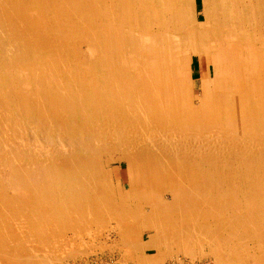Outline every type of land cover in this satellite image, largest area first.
<instances>
[{"label": "bare ground", "instance_id": "obj_1", "mask_svg": "<svg viewBox=\"0 0 264 264\" xmlns=\"http://www.w3.org/2000/svg\"><path fill=\"white\" fill-rule=\"evenodd\" d=\"M93 1L97 10L109 6L113 23L109 16L102 22L88 19ZM132 1L127 8L130 0H0V166L15 192L12 198L0 183V264H58L65 256L87 255L86 237L96 233L94 226L99 233L116 229L130 256L161 245L167 236L177 253L195 256L206 249L221 260L231 254L233 261L243 253L252 257L251 264H264V180L259 181L264 179V81L256 80L264 78V46L256 44L260 35L240 47L224 24L190 28L183 18L175 19L170 0ZM141 8L142 24L137 22ZM225 10L218 19H226ZM114 27L121 76H106L107 54L93 51L95 61L88 62L87 70L94 75L83 83L76 78L74 48L54 36L56 29H67L72 39L82 38L83 28L93 29L109 43ZM187 53L206 54L210 61L211 77L198 90L186 84L181 68ZM247 55L253 57L245 68ZM63 61H68V73ZM131 62L137 74L121 69ZM67 111L76 117L65 118ZM108 114L106 126H99ZM107 148L105 165L124 158L129 167L137 164L139 172L141 163L151 167L155 177L144 184L146 197L132 182L143 184L141 174L124 178L132 188L126 193H117L107 180L109 186L97 191L103 176L97 172L94 177L85 168L90 176L83 173L73 181L71 190L77 194L70 206L59 204L54 225L46 227L41 196L31 180L33 192L26 194L29 175L27 185L21 174L33 168L43 174L45 160L52 157L55 164L80 167L96 161V149L106 153ZM64 177L56 183L66 188ZM92 187L96 192L85 193ZM108 193L111 215L104 214ZM166 194L172 199H165ZM117 195L122 198L118 207ZM129 196L137 205L131 206ZM143 200L150 212L140 205ZM132 233L139 235L138 242H128ZM46 251L53 256L40 255Z\"/></svg>", "mask_w": 264, "mask_h": 264}, {"label": "rangeland", "instance_id": "obj_2", "mask_svg": "<svg viewBox=\"0 0 264 264\" xmlns=\"http://www.w3.org/2000/svg\"><path fill=\"white\" fill-rule=\"evenodd\" d=\"M228 1H229V3H228ZM170 2L172 4V6L174 7V9L176 8L175 10L177 13V17H175V19L180 20L183 18L184 21H186L187 24L190 26V28L192 25L198 26V24L200 27H202V25L207 26L210 24H212V25L224 24L225 27L228 26V27H226V29L228 28V32H231L232 35H234L236 37V38L232 37V38H234V40L232 41L233 44L236 42L238 44V46L242 47V45H245V44L248 45V43L246 41L249 38L253 39V38H255V36L260 35L261 41L257 42L256 44L259 43L260 47L264 46V4H263L264 0H258V1L257 0L256 1H254V0H236V1L235 0H175V1L170 0ZM96 3H98V2L93 1V3H91V9H90L91 11L88 13V19L90 20V18H91L92 22L97 21V20L102 22V21H104L105 17L109 16L108 17L109 20L113 23V21L111 20L112 19L111 15H108V13H110V11H111L109 6L108 5L107 6L102 5L100 7V8H102V11H101L100 9L97 10L98 6L96 5ZM201 3H203V6ZM133 5H134L133 1L130 0L129 5H127V8H129L130 6H133ZM223 8H224V10L226 8V10H225L226 19L225 20L218 19V16L221 15V13L224 14V12H221V9H223ZM231 8H233V9H231ZM191 9H193V10L190 11ZM183 10H185V11H183ZM104 11H105L107 16H104L105 13L104 14L102 13ZM142 11H143V8L139 9V11H138L139 20L137 22H139L140 24H142V21H143L142 15H144ZM226 11H228V12H226ZM203 13H204V15H203ZM165 14H166V12H165ZM193 15H194V17H193ZM153 17H154L153 26H155L157 19L155 18L154 15H153ZM165 17H163V18L165 20H167ZM230 17H231V19H229ZM235 17H236V19H235ZM108 18H107V20H108ZM262 19H263V21H262ZM152 20H153V18H152ZM191 20L193 23L191 22ZM202 20H204V21H202ZM221 20H223V21H221ZM83 22L85 23V20ZM134 22H132V23L127 22V23L128 24H134ZM251 22H252V24H251ZM240 25H242L241 28H240ZM164 28H166V27H164ZM56 30L57 31H55L54 36H56L57 39L60 40V42L69 43L71 45V47L74 48V51H75L74 56H75V61H76V78L77 79H79L80 81L85 83L87 81L86 79L88 77L94 75V73L92 71L90 73L91 75H89V71L87 70V65L89 67L88 62H94L95 61V59L93 57V55H94L93 51L97 52V53L102 52V53L107 54L106 58H108V60H107L108 66H105L106 64H103L105 67L104 68L105 75L107 74L106 76L109 75V76H113L115 78L121 76V72H120L119 68L117 67L118 66L117 65V63H118L117 59H118V55H119L118 52L119 51H118V48H115V46H114V40L117 39L115 37L116 32H117L115 27L111 31V37H110L111 39L109 38L110 39L109 43L108 42L103 43V36L104 35L100 32H99L100 34H98V32L93 31V29H88V28L84 29L83 28V31H82L83 37L82 38H75V39H72L70 37L67 29H65V28H62V29L59 28ZM233 30H235V31H233ZM133 31L137 32L136 29H133ZM170 33H173V31H170ZM58 35H59V37H58ZM240 36H242V37H240ZM197 38H196V40H197ZM83 39L85 42H83ZM252 41L254 42V40H252ZM196 43L198 46L199 43L197 41H196ZM104 44L106 46H103ZM110 44H111V46H110ZM108 45H109V47H108ZM89 47L92 49V51ZM237 49L239 50L240 48H237ZM108 53H109V56H108ZM91 54H92V56H91ZM233 57L235 58V61L238 64V62H240V57H241L239 55V53L237 52ZM252 57L253 56L247 55L248 60L247 59L244 60V61H246V63L244 64L245 68H247V61L249 62V58H252ZM135 58H136V55H135ZM135 60L136 59H134V61ZM182 60L183 61L181 63V68H182L183 74L185 76V80L187 81L186 84H188L189 86L193 85L195 87V90H198V87H200L201 81H203L205 78H208L210 76L211 67H210V61L208 59V56L206 54L193 55L191 53H187L183 56ZM131 61H132V59H131ZM62 64L64 65L65 72L68 73L69 72L68 67H67L68 61H63ZM82 65L86 67V68H83V70L85 69V73L81 69ZM135 67H136V64L133 66L132 62L130 63V65H127V66L121 65V69H123V70L127 69L130 71V73L132 72V73L137 74L138 68L137 67L135 68ZM239 67L240 66L237 65V70H240ZM134 71H136V72H134ZM99 75L100 74H98L96 76L97 77L96 79L101 80V79H99L100 78ZM102 78L104 79V75L102 76ZM257 79L258 80L261 79L260 81H257L258 84L261 81H264V78L261 75H258L256 80ZM51 83H53V82H51ZM51 86H53V85L51 84ZM67 87H69V85ZM225 87H226V84H225ZM73 117H76V115L74 113H72V111H67V113L65 114V118L72 119ZM108 117H109V114L104 116V118H102L103 121H101V119H100V121H99L100 125L99 126L105 127L106 123L104 124V122L105 121L107 122L109 120ZM25 134H28V135H26L24 137L30 136L29 133H25ZM87 149H88V147H87ZM108 150L109 149L107 148V150H105L106 153H104V151H101V150L99 151V149L98 150L96 149L95 152H97V153H95V155L97 156V159H96V161H92L91 163H88L89 165L86 164V165L77 167V165L75 166L73 164H66V165L61 166L62 163L58 162L55 164L54 158L52 157L53 159L47 158L45 160L46 162L43 165L45 168H43V171H42L43 174L41 172L40 173L36 172L34 170V168L32 170L28 169L27 170L28 174H26V173H24V175L21 174L22 178L24 179V181H26L27 185H28V180H27L26 175H29L28 176L29 187L26 186L27 187V193L26 194H28V195L32 194L33 190L32 191L29 190L30 183L32 182V184L34 185L33 189H35L37 191V193L39 194V196H41V197H38V199L40 200V202L42 204L41 206L45 209V212H46L45 216H43V220L45 221L46 227L48 225L49 226L54 225V224H52V222L57 219L56 218V216H57L56 210L59 209V207H61V205L63 208L66 207L65 209H67L70 206L69 203H70L71 199H73L75 197L74 195L77 194L76 190H74V191L71 190L72 183H74L73 181L76 180L83 173L90 176V174L88 172L87 173L84 172L85 168L87 170L90 169L91 171H93L94 177L95 176L97 177L99 173H100V175L103 176V177L101 176L103 179L100 180V182L102 181V183H104V184L100 183L99 187L98 188L96 187L97 191L101 190L99 188H103L107 185L109 186L108 182H110L111 188H113V190L116 189L117 193L120 192L121 190L123 193H126L127 191H131L130 189H132V188H131V185H129L130 182H127L126 180H124V178L125 177L131 178L133 176L138 178L139 174H141V180H142L143 184H139L138 180H134L132 182H133L134 186H137L140 189V192H142L144 197L142 196L141 198L146 197L145 196L146 187L144 184L148 183L149 179H154V177H155L154 171L151 169V167L148 164H146V166H145V164L141 163V166H140L141 167L140 168L141 173H140L139 168H138L139 166L137 164H134L133 167H129V165L127 164V162L124 158H119L117 160L110 161L109 165H105V161L107 160L105 158L106 157L105 155L109 153ZM49 161H51V162H49ZM99 161H100V163H99ZM66 162H69L68 158H67ZM62 168H64V169H62ZM74 168H75V171H72L71 169H74ZM0 170H1L0 171L1 172L0 173L1 174L0 183H2L4 185L9 184L12 181V178L8 175L7 172L2 171L1 166H0ZM64 170L67 172H65ZM110 170H113V175H111ZM97 172H98V174H97ZM53 173H54V175H53ZM57 174L58 175L60 174V175L58 176ZM108 174H109V176H108ZM63 175L65 176L64 177L65 179L62 183L64 184V186L66 188H63L59 184L57 185V183H56V181H57L56 178L61 177ZM30 180H31V182H30ZM96 180H98V178H96ZM96 180H95V182H96ZM257 180H256V178H254V180H253V181H255L254 185H255ZM262 180H264V179H263V177L261 178V176H260V178H259L260 183L263 182ZM96 188H94L95 189L94 190L92 187L93 190L92 189L86 190L85 193H88L89 191H91V193H94V192H96ZM3 189L8 191L7 195H10L12 198L14 197L15 192L13 191V188L9 189L8 186L6 185V187H4ZM151 190L148 191L149 192L148 194L151 193ZM164 190H162V191H164ZM162 191H161V193H162ZM62 197H64V198L62 199ZM129 197H130L129 198L130 204H133L131 206L133 207V206L137 205L135 203L136 198L134 196H129ZM104 198L103 199L105 200V206L107 208L105 210L106 213L104 211V214L111 215L113 212L111 209V206H112L111 203H113L112 198L109 195V193L106 194V196ZM116 199H117V202H115L116 203L115 205H116V207H118L117 203H120L122 198H120V200H119V195H117ZM165 199L171 200L172 199L171 194H166ZM140 202H141L140 205L142 204V207H144V210H146L148 212L151 211L152 207L150 204H148V202L145 203L144 200L140 201ZM59 204H61V205H59ZM53 205H54V208H53ZM62 207H61V209H62ZM65 209H64V211H66ZM13 212L14 213L18 212L17 208L14 209ZM28 215L31 217V222L35 221L33 216H31L30 212H28ZM61 216L65 217L66 215L63 213V214H61ZM112 225H115V223L112 222ZM94 228H95L94 232L96 231V233H93V235H92L93 238H92V236L90 237L92 239H90L89 237H88L89 238L88 239L86 237L87 241L89 242L87 244L90 245V246L88 245V247H91L89 254H87V255L83 254L82 256L80 255L78 257H71V258H68L70 256H65V259L61 262H58V264H139V263L140 264H224V263L225 264H244V261H246V260L249 261V264H251V262H253V259L251 256L249 257L248 254H246V256H245L243 253L235 254L234 261H233V257L231 256V254H225L226 260H221V259L217 258L216 255L208 252L206 249H203L202 252L198 251V253L195 256H192L190 254H185L182 252L177 253V248H175V249L173 248L175 246L174 240L172 238L166 239L167 236L164 238V240L161 241V245H159L160 242H157V245L154 248L153 247L148 248V249L136 252L135 254L130 256V254H128L126 252L125 247L121 241L122 239L120 238V235L116 229L112 230V227H111V228L107 229L109 231L105 230V231H102V233H99V231L96 230V226H94ZM42 230L44 231L45 229H42ZM47 230L48 229H46L45 231H47ZM97 232L102 235V236L100 235L101 238H100V236H97L98 235ZM105 233L107 235H104ZM72 234H73L72 232L68 233V235H72ZM94 236H96V238ZM107 236H109V237L107 238ZM147 236H148V233L145 230V233L143 235L144 240L147 239ZM93 239L96 241L92 242ZM128 239H130V240H128ZM127 240L130 243L138 242L139 241V235L137 233H132V234H130V237L127 238ZM249 241H250L249 242L250 248H252L254 242H252V240H249ZM91 244H92V246H91ZM122 247L124 248L125 251L123 250ZM40 255L46 256V257H49L51 255L53 256V254H51L48 251L43 252ZM55 264H57V263H55Z\"/></svg>", "mask_w": 264, "mask_h": 264}]
</instances>
